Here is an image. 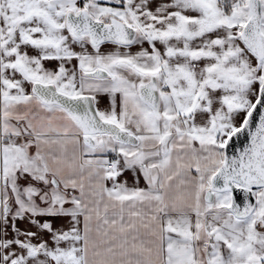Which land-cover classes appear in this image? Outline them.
Masks as SVG:
<instances>
[{
	"label": "snow or ice",
	"instance_id": "snow-or-ice-1",
	"mask_svg": "<svg viewBox=\"0 0 264 264\" xmlns=\"http://www.w3.org/2000/svg\"><path fill=\"white\" fill-rule=\"evenodd\" d=\"M0 225V264H264V0H0Z\"/></svg>",
	"mask_w": 264,
	"mask_h": 264
},
{
	"label": "crops",
	"instance_id": "crops-1",
	"mask_svg": "<svg viewBox=\"0 0 264 264\" xmlns=\"http://www.w3.org/2000/svg\"><path fill=\"white\" fill-rule=\"evenodd\" d=\"M138 45H134L132 46V50L133 52L136 51L138 49ZM145 47H147V45H145ZM101 50L104 51V52H108V51H115L117 50L115 48V46L113 45H109V44H105V45H102L101 46ZM124 51H129L128 49H123ZM58 62L56 61H45L44 64H45V67L46 68H52L54 67L55 64H57ZM73 63H75V61H73ZM69 67H71L72 65H68ZM17 78H19L17 76ZM25 88L26 90H29L30 91V88L28 85H25ZM99 103H98V107L101 109V110H108L110 108V103H109V98L107 96H98L97 97ZM118 180L120 182H124V181H127L128 183V186H133L134 184L133 183H136L135 181V178L133 177L132 173L129 171V172H126L124 173L123 175H121ZM140 187H146L144 186V184L142 183L139 184ZM16 226L17 228H19L22 232L25 231V230H28V231H36V228L35 227H32L30 226L27 222L25 221H18L16 223ZM55 227L57 228H64V230H67V222H66V218H61V219H58L56 220L55 222ZM3 225H0V238H4L3 237ZM6 238H9L11 239L12 238V230H11V227H8L7 228V237ZM21 239H23L24 237L21 236L20 237ZM43 239L44 240H48L49 237L47 235L43 236ZM39 241L37 240H33V243H38ZM50 246H51V242H50Z\"/></svg>",
	"mask_w": 264,
	"mask_h": 264
},
{
	"label": "water",
	"instance_id": "water-1",
	"mask_svg": "<svg viewBox=\"0 0 264 264\" xmlns=\"http://www.w3.org/2000/svg\"><path fill=\"white\" fill-rule=\"evenodd\" d=\"M257 119H258V116H257ZM245 135H242L239 139L234 138L232 142L233 146L236 148H242L243 145L247 142V140L245 139ZM232 152H233V148H230L229 153L231 154ZM234 198L237 201V203H240L242 206L244 198H245L244 193L242 191L237 190L234 192ZM250 202L254 203L255 202L254 198H252Z\"/></svg>",
	"mask_w": 264,
	"mask_h": 264
},
{
	"label": "flooded vegetation",
	"instance_id": "flooded-vegetation-1",
	"mask_svg": "<svg viewBox=\"0 0 264 264\" xmlns=\"http://www.w3.org/2000/svg\"><path fill=\"white\" fill-rule=\"evenodd\" d=\"M142 183L144 184V186H146L144 181H143V179L141 178L140 181H139V184L142 185ZM133 184H135V183H133ZM106 186L111 187V182H106ZM66 222H67V218H66ZM9 224H11V220H9ZM12 238H15V232H13V231H12Z\"/></svg>",
	"mask_w": 264,
	"mask_h": 264
},
{
	"label": "rangeland",
	"instance_id": "rangeland-1",
	"mask_svg": "<svg viewBox=\"0 0 264 264\" xmlns=\"http://www.w3.org/2000/svg\"><path fill=\"white\" fill-rule=\"evenodd\" d=\"M128 50H130V51H133L132 49H128ZM70 152H71V147L69 146V154H70ZM85 158H89V157H85ZM195 173H194V170H193V175H194Z\"/></svg>",
	"mask_w": 264,
	"mask_h": 264
}]
</instances>
